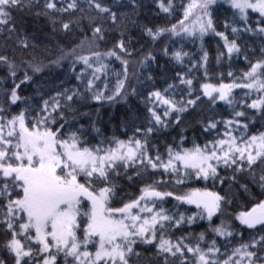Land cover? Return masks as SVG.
Instances as JSON below:
<instances>
[{
  "label": "snow or ice",
  "instance_id": "snow-or-ice-1",
  "mask_svg": "<svg viewBox=\"0 0 264 264\" xmlns=\"http://www.w3.org/2000/svg\"><path fill=\"white\" fill-rule=\"evenodd\" d=\"M118 5L0 0V264H264V0Z\"/></svg>",
  "mask_w": 264,
  "mask_h": 264
},
{
  "label": "trees",
  "instance_id": "trees-1",
  "mask_svg": "<svg viewBox=\"0 0 264 264\" xmlns=\"http://www.w3.org/2000/svg\"><path fill=\"white\" fill-rule=\"evenodd\" d=\"M83 2L84 0H81V3ZM108 3L110 4L115 3V0H108ZM126 3H127V0H120V4H126ZM143 3L145 4V7L140 10L139 16H133L129 8L119 7V5L117 7L119 8V13H127L131 17L132 20H136L138 21L139 24H143L149 21H153V16H154V13L151 10L152 0H143ZM177 3H179V0H177ZM28 21L29 22L27 24V27L30 29L31 33L35 34L36 42L38 43L37 52L40 51V48L43 47L44 44H47L48 47L51 48L52 45L55 44L58 40H62L64 38L63 33H54L52 31L51 23L46 21L44 18H40V19L33 21V18L29 17ZM81 27L84 32H86L89 36L91 35L90 29L87 27V21H85ZM127 28L130 34H133L134 36H137V37L139 36V30L136 24L128 22ZM79 35H80V31L78 30L74 34V36H79ZM112 35H117V33H113ZM217 40L218 38H214L211 36H208L205 38V49L210 54V61L214 60L216 48H217ZM248 43L251 45L252 41L249 40ZM3 44H4V41L0 39V50H4ZM255 47L257 48L259 47L258 39L256 40ZM7 50L9 52L12 51L11 44H9ZM185 50L191 53H194L193 59H196L199 56V43L197 42L195 45H187ZM17 55H19V53H17ZM212 66L216 68L218 71H223L225 73L229 70V65L226 62H221L220 65H216L215 63H213ZM231 70L234 73L238 74L239 72L244 70V65L242 62L235 63L232 66ZM152 71L158 72L160 71V69L154 67ZM4 74H5L4 70L0 69V77H2ZM63 79L64 77L62 76V74L57 71V72H53L51 76L49 77V79L45 81L44 83L50 87L53 84H60ZM225 82H228V79H226ZM34 88L35 86L30 85L26 89V94L31 95ZM236 91L239 92L240 90L237 89ZM115 107L117 109L122 110V106L120 105H117ZM100 115H101L102 121H101V125L99 126L103 127L105 125H108L110 118L112 120L113 125L116 122L117 114L115 112L110 111L108 108L101 109ZM160 143L162 145L163 141H161ZM198 186L202 187L203 184H198ZM209 187H211V185H209ZM216 190L228 191L227 180L225 181L224 186L217 185ZM129 191H132V189H129ZM233 191H235V200L233 202V207L235 208L242 209L243 207H247L249 206V201L254 203L255 199L258 198L257 196H248L246 194H242L236 191L235 189H233ZM259 191L260 190L258 187L252 186L253 193H258ZM231 211H232V208L229 209V212ZM0 239H2V237H0ZM0 254H3V253L0 252Z\"/></svg>",
  "mask_w": 264,
  "mask_h": 264
}]
</instances>
